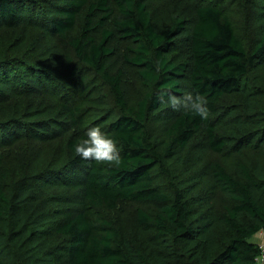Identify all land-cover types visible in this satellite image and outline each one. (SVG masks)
Returning <instances> with one entry per match:
<instances>
[{
	"label": "trees",
	"instance_id": "16d2710c",
	"mask_svg": "<svg viewBox=\"0 0 264 264\" xmlns=\"http://www.w3.org/2000/svg\"><path fill=\"white\" fill-rule=\"evenodd\" d=\"M150 1L0 0V264H256L264 0H238L246 36L213 0L157 29ZM129 66L146 86L135 101ZM162 89L206 98L209 119L162 103ZM230 95L244 105L224 134ZM97 125L118 161L75 153ZM125 204L136 205L129 226Z\"/></svg>",
	"mask_w": 264,
	"mask_h": 264
},
{
	"label": "rangeland",
	"instance_id": "374dc122",
	"mask_svg": "<svg viewBox=\"0 0 264 264\" xmlns=\"http://www.w3.org/2000/svg\"><path fill=\"white\" fill-rule=\"evenodd\" d=\"M196 0H158V2L150 1V9L155 13V26L158 29H163L166 27H170L172 21L174 20L175 15L183 14L185 16L191 17L193 16V3ZM208 1V0H207ZM221 6H226V10L234 18V22L236 28H238L240 34L242 36L248 35L249 28L245 27L244 19L247 15V11L244 8H241L240 2L238 0H213ZM178 42L180 40H177ZM175 49V48H174ZM177 56L183 58L185 55L184 46L177 44L176 45ZM174 51V50H173ZM126 72L128 74V78L126 79V94L132 100L141 99L140 97L146 90L145 84L139 79L137 74L136 68L134 67H127ZM220 107L219 114L217 115V120L219 123V129L224 134H232L233 129L236 127L234 122V117L236 114L239 116L242 112V98L239 95H230L226 98ZM165 105V104H164ZM168 108L161 113L162 115H167L168 117L171 116L173 110H167ZM235 130V129H234ZM197 145L204 146V138L202 135H199L197 138ZM205 148L204 155L202 158V165H204L205 161L209 159L212 155L208 152ZM204 173L207 172L206 169L203 170ZM135 204H125L121 207V214L120 220L123 224L129 226L131 224V217L130 214L134 210ZM257 237H256V240Z\"/></svg>",
	"mask_w": 264,
	"mask_h": 264
},
{
	"label": "clouds",
	"instance_id": "9594fccd",
	"mask_svg": "<svg viewBox=\"0 0 264 264\" xmlns=\"http://www.w3.org/2000/svg\"><path fill=\"white\" fill-rule=\"evenodd\" d=\"M160 67L157 63V70ZM160 97L162 103H169L176 111H190L193 116L199 117L203 121L209 119L211 111L209 101L198 93L193 94V92L188 91L183 94L182 98H177L169 90L162 89ZM165 97L167 100L164 99ZM72 147L82 161L113 162L120 158V149L116 140L98 125L89 127L84 133V138L74 143ZM250 239L255 241L256 235ZM259 246L261 250L255 257V262L256 264H264V244Z\"/></svg>",
	"mask_w": 264,
	"mask_h": 264
},
{
	"label": "built area",
	"instance_id": "2783aa9c",
	"mask_svg": "<svg viewBox=\"0 0 264 264\" xmlns=\"http://www.w3.org/2000/svg\"><path fill=\"white\" fill-rule=\"evenodd\" d=\"M263 233V232H262ZM259 245L264 244V235L262 234L261 239L258 241Z\"/></svg>",
	"mask_w": 264,
	"mask_h": 264
},
{
	"label": "crops",
	"instance_id": "0c3cea01",
	"mask_svg": "<svg viewBox=\"0 0 264 264\" xmlns=\"http://www.w3.org/2000/svg\"><path fill=\"white\" fill-rule=\"evenodd\" d=\"M262 232L260 233V234H258L256 237H257V240H260L261 239V237H262Z\"/></svg>",
	"mask_w": 264,
	"mask_h": 264
}]
</instances>
